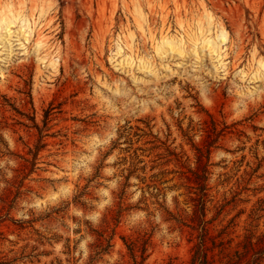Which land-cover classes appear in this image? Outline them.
Returning a JSON list of instances; mask_svg holds the SVG:
<instances>
[{"label": "rangeland", "instance_id": "rangeland-1", "mask_svg": "<svg viewBox=\"0 0 264 264\" xmlns=\"http://www.w3.org/2000/svg\"><path fill=\"white\" fill-rule=\"evenodd\" d=\"M2 13L0 264H191L203 226L213 264H264V0Z\"/></svg>", "mask_w": 264, "mask_h": 264}, {"label": "trees", "instance_id": "trees-1", "mask_svg": "<svg viewBox=\"0 0 264 264\" xmlns=\"http://www.w3.org/2000/svg\"><path fill=\"white\" fill-rule=\"evenodd\" d=\"M201 153V152H200ZM197 177L201 180H206L207 177L204 174L197 173ZM201 191H204L206 189L205 184H201L200 186ZM204 233L201 236V241L197 248L195 249V252L191 258V264H213L215 259L214 255H210V248L207 245V228L203 226ZM132 245V244H131ZM245 248H248V251L251 249H254V244L251 240H248L246 242ZM264 249H261L260 251H257L256 254H263ZM246 256V252H239L238 250L235 252L234 256L229 257L227 264H241L242 259ZM256 259H259L257 257ZM139 264V263H136Z\"/></svg>", "mask_w": 264, "mask_h": 264}, {"label": "bare ground", "instance_id": "bare-ground-1", "mask_svg": "<svg viewBox=\"0 0 264 264\" xmlns=\"http://www.w3.org/2000/svg\"><path fill=\"white\" fill-rule=\"evenodd\" d=\"M10 11H12V10L10 9ZM8 14L9 13H2V15L0 17V28L6 27V29L9 30L10 23L7 22V19L9 18ZM3 22H5V24ZM180 24H181V26L179 29H182L183 28L182 22H180ZM28 28H29V34L30 35L34 34L33 32H36V36H37L36 37V43L38 46L46 48V49L49 48L47 36L45 34V31H44V24L38 22V20H35V23H29L28 24ZM149 34L151 36H154V32L152 30H149ZM178 35H181V33L177 34L176 36H178ZM219 37H220L221 41H223V42H225L228 38V34H227V31L224 28V26L220 27ZM180 39L182 40V37ZM174 40H176V38L168 35V32L167 33L162 32L161 44L158 46L159 47L164 46L165 44L170 45L171 42H173ZM120 41H124V40H122V38H120ZM167 45H165V46L168 47ZM172 46H170V47L172 48ZM161 48L162 47H160L159 49L161 50ZM260 63L262 66H264V60H261Z\"/></svg>", "mask_w": 264, "mask_h": 264}]
</instances>
